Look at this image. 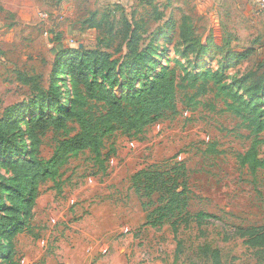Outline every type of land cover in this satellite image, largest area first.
I'll return each mask as SVG.
<instances>
[{
    "label": "rangeland",
    "instance_id": "374dc122",
    "mask_svg": "<svg viewBox=\"0 0 264 264\" xmlns=\"http://www.w3.org/2000/svg\"><path fill=\"white\" fill-rule=\"evenodd\" d=\"M115 3L0 0V118L6 107L30 94V87L18 80V72L37 74L48 85L59 51L97 46L99 31L85 20ZM120 4L129 17L135 12L136 19L143 21L144 43L154 41L156 72L164 66L176 68L180 75L206 70L207 79L196 86L181 81L177 112L167 113L141 134L118 131L107 137L102 164L89 150L71 157L60 171L61 190L53 180L42 183L37 199L42 210L34 211L31 230L15 238L17 261L212 264L206 254L211 247L220 249L222 264H264V249L257 251L234 235L236 227L264 224V167L253 174L240 165L239 155L252 141L250 130L232 112L230 100L212 78L217 69L227 84L251 71H256L252 80L264 73V13L257 0H155L164 13L158 21L153 5L140 0ZM182 29L203 39L213 36L209 51L199 58L183 56L187 43L181 37ZM248 49L249 57L238 60L237 55ZM244 96L264 108V92ZM54 147L55 134L49 132L42 147L44 158L53 155ZM260 156L264 158V142ZM176 163L187 168L188 214L152 227L147 215L154 206L142 207L131 177L152 164L168 169ZM0 172L11 177L2 167ZM153 198L157 200L158 195ZM199 211L212 213L214 218L199 226L192 218ZM188 216L187 224L183 219ZM176 219L178 238L171 226ZM178 240L182 241L180 250Z\"/></svg>",
    "mask_w": 264,
    "mask_h": 264
},
{
    "label": "trees",
    "instance_id": "16d2710c",
    "mask_svg": "<svg viewBox=\"0 0 264 264\" xmlns=\"http://www.w3.org/2000/svg\"><path fill=\"white\" fill-rule=\"evenodd\" d=\"M154 1L140 0V3L153 5L155 20H162L164 13ZM134 14L129 17L120 3L108 5L100 14L92 12L85 23L99 31L97 46L81 45L59 51L48 85L37 74L18 72V80L30 87V94L6 107L0 118V167L11 173L8 179L0 172V263L21 264L16 259L15 238L32 228L40 185L53 180L61 190L60 171L71 157L89 150L102 164L107 137L118 131L129 136L141 134L167 113L177 112L181 81L196 86L200 80L207 79L206 70L199 73L188 70L180 75L176 68L164 66L156 72L154 41L144 43V23ZM181 37L187 43L182 54L187 58L191 54L198 58L206 54L214 41L213 36L203 39L190 35L186 29L181 30ZM250 53L248 49L237 58L246 59ZM254 75L256 71H251L227 84L217 69L212 78L230 100L232 112L250 130L251 144L239 155V162L256 174L264 167V158L260 156L264 108L244 96V93L253 97L254 93L264 92V73L252 80ZM49 132L55 134V147L53 155L46 159L42 147ZM131 180L142 207L148 210L154 206L147 215V224L152 227L188 214L185 212H188L190 187L184 163L168 169L152 164L135 172ZM155 194L157 200L153 198ZM189 218L183 221L188 224ZM192 218L202 226L214 215L199 211ZM171 226L178 238V219ZM234 235L257 251L264 249V224L236 227ZM181 247L182 241L178 240V249ZM206 254L212 264H222L219 248L207 247Z\"/></svg>",
    "mask_w": 264,
    "mask_h": 264
},
{
    "label": "crops",
    "instance_id": "0c3cea01",
    "mask_svg": "<svg viewBox=\"0 0 264 264\" xmlns=\"http://www.w3.org/2000/svg\"><path fill=\"white\" fill-rule=\"evenodd\" d=\"M107 1H109V2H118V3H122V4H123V3L126 4L127 2H129V0H107ZM123 5H124V4H123ZM36 210H37L38 213H40L42 209H40V206L37 205V206L35 207V210H34V211H36ZM37 215H38V214H37Z\"/></svg>",
    "mask_w": 264,
    "mask_h": 264
},
{
    "label": "built area",
    "instance_id": "2783aa9c",
    "mask_svg": "<svg viewBox=\"0 0 264 264\" xmlns=\"http://www.w3.org/2000/svg\"><path fill=\"white\" fill-rule=\"evenodd\" d=\"M257 6L259 11L264 13V0H257Z\"/></svg>",
    "mask_w": 264,
    "mask_h": 264
}]
</instances>
